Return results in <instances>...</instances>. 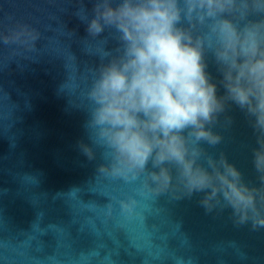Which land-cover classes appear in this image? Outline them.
<instances>
[{
    "label": "water",
    "instance_id": "1",
    "mask_svg": "<svg viewBox=\"0 0 264 264\" xmlns=\"http://www.w3.org/2000/svg\"><path fill=\"white\" fill-rule=\"evenodd\" d=\"M83 3L0 0V264H264V227L207 211L175 182L114 175L102 145L94 160L79 151L106 51L86 38ZM226 115L223 141L205 147L259 186L255 135L238 110Z\"/></svg>",
    "mask_w": 264,
    "mask_h": 264
},
{
    "label": "clouds",
    "instance_id": "2",
    "mask_svg": "<svg viewBox=\"0 0 264 264\" xmlns=\"http://www.w3.org/2000/svg\"><path fill=\"white\" fill-rule=\"evenodd\" d=\"M89 2L77 18L106 51L88 91L90 142L79 151L94 160L102 145L114 175L175 182L188 197L202 193L207 211L228 207L238 224L264 227V0ZM232 110L255 135L259 186L205 147L223 141L215 129L221 117L232 125Z\"/></svg>",
    "mask_w": 264,
    "mask_h": 264
}]
</instances>
